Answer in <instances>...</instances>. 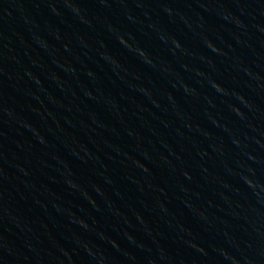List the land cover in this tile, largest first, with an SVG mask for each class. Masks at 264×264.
<instances>
[{"label":"water","instance_id":"1","mask_svg":"<svg viewBox=\"0 0 264 264\" xmlns=\"http://www.w3.org/2000/svg\"><path fill=\"white\" fill-rule=\"evenodd\" d=\"M0 264H264V0H0Z\"/></svg>","mask_w":264,"mask_h":264}]
</instances>
